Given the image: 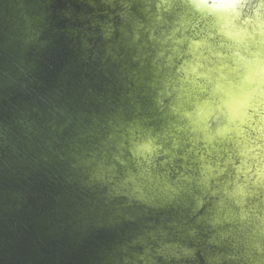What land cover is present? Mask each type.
Returning <instances> with one entry per match:
<instances>
[{"label":"clouds","instance_id":"9594fccd","mask_svg":"<svg viewBox=\"0 0 264 264\" xmlns=\"http://www.w3.org/2000/svg\"><path fill=\"white\" fill-rule=\"evenodd\" d=\"M15 9L0 264H264V0Z\"/></svg>","mask_w":264,"mask_h":264}]
</instances>
